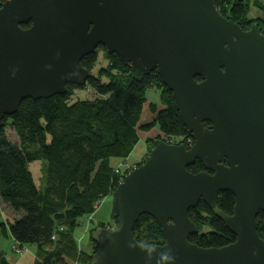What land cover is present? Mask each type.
<instances>
[{
    "label": "water",
    "instance_id": "water-1",
    "mask_svg": "<svg viewBox=\"0 0 264 264\" xmlns=\"http://www.w3.org/2000/svg\"><path fill=\"white\" fill-rule=\"evenodd\" d=\"M100 44L138 81L158 71L194 143L154 140L114 192L115 226L92 233L97 250L89 264H264L256 219L264 212V35L227 19L214 0H5L0 128L26 98L85 86L92 74L81 61ZM196 161L206 170L191 173ZM225 190L236 198L234 211L217 214L235 242L192 244L199 228L189 210L201 200L215 209ZM144 214L160 224L162 245L133 235Z\"/></svg>",
    "mask_w": 264,
    "mask_h": 264
},
{
    "label": "trees",
    "instance_id": "trees-1",
    "mask_svg": "<svg viewBox=\"0 0 264 264\" xmlns=\"http://www.w3.org/2000/svg\"><path fill=\"white\" fill-rule=\"evenodd\" d=\"M214 3L227 19L245 28L253 22L264 31V17L251 19L249 13L252 7L264 6V0H214ZM98 57L99 52H94L81 61L92 74L86 86L71 85L66 93L47 99L26 98L14 115L4 118V126L0 128V201L15 214L1 217L0 211V237L8 236L10 231L19 245H35V264L93 261L97 245L91 235L98 226L110 225L99 222L91 227L90 251L79 248L75 231L81 225L80 218L94 213L96 206L114 194L122 182L124 174L114 170L111 159L126 160L140 140L139 131L159 126L166 138L180 139L177 145L191 136L181 122L172 92L163 85L158 71L138 81L128 63L116 53L105 52L108 64L93 74ZM90 87L95 92L94 98L70 102L75 89ZM155 87L162 90L163 106L150 102L154 118L146 125L141 124L147 91ZM8 128L15 133V141L10 138ZM184 144L190 148L188 143ZM39 160L43 163L40 187L30 170V163ZM187 168L191 173L205 170L199 161ZM217 199L215 209L201 200L189 210L190 220L199 228L198 234L189 237L192 244L217 248L235 242V234L226 227L217 209L233 214L236 198L225 190ZM256 219L259 236L264 240V212ZM133 235L145 246L164 243L161 226L151 215L140 216ZM0 264H13L1 247Z\"/></svg>",
    "mask_w": 264,
    "mask_h": 264
},
{
    "label": "rangeland",
    "instance_id": "rangeland-1",
    "mask_svg": "<svg viewBox=\"0 0 264 264\" xmlns=\"http://www.w3.org/2000/svg\"><path fill=\"white\" fill-rule=\"evenodd\" d=\"M264 6L262 5L261 7H252L250 9V17L251 19H260L261 17H264V9L263 8ZM251 23V21H250ZM253 23V22H252ZM251 25H247V29L248 27L250 28L252 25H256L255 23H253ZM243 28V27H242ZM97 64L95 65V67L93 68L92 70V73L95 74L97 73L98 69H100L101 66H106L108 64L106 58H105V52H102V51H99V57H98V61L96 62ZM86 86V85H85ZM147 97H148V100L146 102V105H145V111L143 112V116H142V119H141V124H145L146 123H149L150 121L153 120L154 116L152 115V113L150 112V102H153V103H157L159 104V107L162 108L163 106V103H161L162 101V96H163V93H162V90L160 88H152L150 90L147 91ZM96 95H95V92L93 91V89L90 87V88H86V89H75V91L73 92V94L71 95V98H70V102H74V101H77L79 100L80 98L81 99H84V98H94ZM7 132H9V136L10 138L15 141L16 140V135L14 132L10 131V128H8ZM144 134V135H143ZM139 135L140 136H146V137H140V140L139 142L136 144L135 146V149H134V152L132 154V156L130 157V160L129 161H124L120 158H112L111 159V165L115 168L114 170H118L119 173H122L124 174V176L126 175V173L133 167L139 165L140 162H142L141 160V157L143 156H138L137 154H142L144 151H145V148L147 146L148 148V151H147V154L149 153V149L152 147L153 148V144L154 143H151L149 140H155L157 139V137H160L162 139H164L166 142L168 143H171V144H176L180 141L179 140H176L174 138H166L165 136H163L160 132V129H159V126H157L156 128H154V130H148V131H139ZM189 141L191 143V139L190 138H186L185 139V142L184 143H188L189 144ZM182 142V141H181ZM147 144V145H146ZM146 148V150H147ZM146 154V156H147ZM139 161V162H137ZM135 162H137V164H135ZM132 165H130V164ZM43 163L41 160L39 161H35V162H31L30 163V170L32 171V173L34 174V178H35V182H36V185H38V187L42 186L43 184V179H42V167ZM113 199H114V194H111V195H108L106 196L105 199H103L95 208V212L92 213V214H87L85 215L84 217L80 218V222H81V225L78 226V228L76 229L75 231V237L77 239H80V242H78L79 246H81V243H85L86 240L90 239V232L89 234L86 235V240L85 242L82 241L83 238H84V230H85V227L86 228H89V230L91 229V227H95L97 223H99L100 221L102 223H105V224H109L110 226H115V220H113V214H112V210H113ZM96 214V215H95ZM90 248H91V244H90ZM14 249L15 250H19L18 247H15L14 246Z\"/></svg>",
    "mask_w": 264,
    "mask_h": 264
},
{
    "label": "crops",
    "instance_id": "crops-1",
    "mask_svg": "<svg viewBox=\"0 0 264 264\" xmlns=\"http://www.w3.org/2000/svg\"><path fill=\"white\" fill-rule=\"evenodd\" d=\"M152 130H154V129H152ZM140 137L144 138L146 136H140ZM146 148H147V146H146ZM146 148H145V151L142 154H137L139 157L143 156V157H141V160L147 154L148 148H147V150H146ZM133 152L126 158L127 161L130 160V157L132 156ZM126 160H124V161H126ZM137 162H139V161H137ZM137 162H135V164H137ZM132 164H130V165H132ZM0 211H1V217L2 216H4V217H8V216L13 217V216H15L14 213L10 212L9 208L7 209L4 205H2L1 201H0ZM87 234H89V228L85 227V230H84V233H83L84 238H83L82 241L85 242V240L87 238L86 237ZM78 242H80V239H78ZM14 246L18 247L19 250H15ZM0 247L3 250V252H5L7 260L9 262H12L13 264H35V262H36L35 261L36 254H37L36 246L32 245V244L31 245H19L13 239V237L11 236L10 231H9L8 236H6V237L1 236L0 237ZM79 248L82 249V250H85V251L86 250L90 251L91 250V248H90V239L86 240L85 243H81V246H79ZM68 264H77V263L70 261V262H68Z\"/></svg>",
    "mask_w": 264,
    "mask_h": 264
},
{
    "label": "flooded vegetation",
    "instance_id": "flooded-vegetation-1",
    "mask_svg": "<svg viewBox=\"0 0 264 264\" xmlns=\"http://www.w3.org/2000/svg\"><path fill=\"white\" fill-rule=\"evenodd\" d=\"M2 3V2H1ZM0 3V4H1ZM253 26V25H252ZM251 26V27H252ZM256 26V28H257V30H258V32H259V34H263L264 35V31H261V28L259 27V26H257V24L255 25ZM241 27H243V26H241ZM251 27L249 28L248 27V29H247V27L245 28V27H243V29L245 30V31H249L250 29H251ZM99 51H102V52H106V53H108V54H110L108 51H107V48L105 47V46H103V45H99L97 48H96V50H95V52H99ZM199 80H200V78H199ZM67 86V89H68V87L69 86H71V84H67L66 85ZM204 123V126L207 128V129H212V126H213V123H210V122H208V121H204L203 122ZM190 138H191V143L190 144H188V146H190V148H191V145L194 143V138L192 137V135L190 136ZM180 144H184V142H181V143H179L178 145H180ZM185 145V144H184ZM146 157V156H145ZM144 157V158H145ZM143 158V160H142V162L145 160ZM142 162H140V163H142ZM225 164L227 165V163L225 162ZM206 170V169H205ZM203 171V170H202Z\"/></svg>",
    "mask_w": 264,
    "mask_h": 264
},
{
    "label": "built area",
    "instance_id": "built-area-1",
    "mask_svg": "<svg viewBox=\"0 0 264 264\" xmlns=\"http://www.w3.org/2000/svg\"><path fill=\"white\" fill-rule=\"evenodd\" d=\"M191 139V138H190ZM189 144H190V141H189ZM117 172H119L118 170H116Z\"/></svg>",
    "mask_w": 264,
    "mask_h": 264
},
{
    "label": "clouds",
    "instance_id": "clouds-1",
    "mask_svg": "<svg viewBox=\"0 0 264 264\" xmlns=\"http://www.w3.org/2000/svg\"><path fill=\"white\" fill-rule=\"evenodd\" d=\"M166 258V257H165Z\"/></svg>",
    "mask_w": 264,
    "mask_h": 264
}]
</instances>
